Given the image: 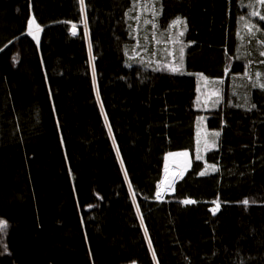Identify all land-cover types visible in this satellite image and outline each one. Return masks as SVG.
Returning a JSON list of instances; mask_svg holds the SVG:
<instances>
[{"label":"trees","instance_id":"1","mask_svg":"<svg viewBox=\"0 0 264 264\" xmlns=\"http://www.w3.org/2000/svg\"><path fill=\"white\" fill-rule=\"evenodd\" d=\"M256 2L86 0L91 54L84 31L75 52L58 33L84 21L79 0H0V264H264V20L246 29ZM177 18L186 53L174 72ZM32 20L38 40L19 35ZM200 83L217 89L209 111L196 107ZM201 112L223 131L207 163L194 153ZM181 150L192 157L176 193L148 200L165 154Z\"/></svg>","mask_w":264,"mask_h":264},{"label":"bare ground","instance_id":"2","mask_svg":"<svg viewBox=\"0 0 264 264\" xmlns=\"http://www.w3.org/2000/svg\"><path fill=\"white\" fill-rule=\"evenodd\" d=\"M80 2V0H79ZM80 9H81V15H82V18L85 20V23H78V22H66V24H64L62 27L59 28V34H61V44L62 45H66L68 44L70 46L69 48V51L70 52H75L77 47L79 46V43H80V37H79V34H78V30H82L84 31L86 37H87V44H88V49L90 51V46H91V50H93V44H92V41H91V37H90V28H89V23H88V6L86 4V0H84V5L82 6L80 4ZM34 21L32 24H36L35 20H32ZM32 24L30 25L29 29L19 35L23 36L25 34H29V35H32L34 36L37 40L39 38L38 35L35 34V32L32 30L33 28L32 27ZM86 24V25H85ZM251 22H249L247 24L246 27L248 26H251ZM37 25V24H36ZM73 25H75V29H73ZM89 28V29H88ZM89 30V33L87 35V33L85 32V30ZM248 30H251V27H248ZM73 32H75V34H73ZM187 33V23H186V28H185V32L181 38L182 42L184 40V37ZM19 38V37H18ZM88 38H89V41L88 42ZM14 39H17V37H15ZM170 40H172V37H170ZM91 43V45H90ZM184 43V42H183ZM61 45V46H62ZM3 49L0 50V52L2 51ZM92 52V51H91ZM92 60H94L93 58H91ZM95 61H92L91 62V70H92V73H93V76L95 77L96 79V82H95V90H96V93H97V97H98V94L100 92V89H98V79H97V75H96V68H95ZM168 66V65H167ZM208 88L205 87L204 85H202L201 83L199 84V86L197 87V90L195 92V95H196V100H200L203 108H206L205 106L210 103V101L208 100H204V97L206 96L205 94H207L208 92ZM211 96H209V99H210ZM98 99V98H97ZM99 102L101 104V106L103 107V111H102V116H103V119L105 121V117H107V123L105 122V124H107L109 127H107L108 129L111 128V124L109 122V117L106 113V109L103 105V101H102V98H101V93L99 95ZM214 103V99L212 100L211 104ZM205 114V112H201V113H197L196 114V117H195V121H194V125H193V131H194V134H195V138H196V146H195V151L194 153H197L198 151V159L200 160H203L205 161V163H207V159H205V155L204 157H201V152L198 150V147H201V148H205L206 145L208 146H211L208 148V150L210 149H215L217 146V144H215L214 142H212V140L210 138L212 137H218V141L220 139V137L222 136L223 134V131L222 129H217V128H211L208 123V131H210L209 133V137L207 135L206 137V140L205 142L203 143V145H201V143L199 142L200 141V136L202 134V132L200 133V131H202V127H201V119L202 117ZM207 118V117H206ZM219 132L220 135L219 136H216L215 133ZM111 133H112V142H113V145H114V135H113V132L111 130ZM204 133V132H203ZM205 134V133H204ZM199 140V141H198ZM214 143V144H213ZM207 150V151H208ZM206 151V152H207ZM173 152H168L167 154H165L164 156V159H165V163L167 165V170H166V173L164 175V178L162 179V182H161V186L160 188L158 189V191L156 192V194L153 196L152 199H148V200H153V201H163L166 199V197L168 195H174L176 193V184L177 182L179 181V179H182L181 177H184V175L187 174L188 170L185 168V166H183L181 164V162H179V160H176V159H169L168 158V155L171 154ZM130 192H131V195L132 197L134 198L133 199V203L135 204V212L139 218V221H140V225H141V228L145 234V236L147 237V239H149V231H148V226H147V223L145 221V218H144V215H143V212L139 206V203L137 202L136 198H135V195H136V192L133 191V188L130 186ZM160 193V196L159 198H157V193ZM146 199V198H145ZM186 200H194L193 198H190V199H186ZM218 204L214 205V206H210V209L211 210H214L216 209V206ZM149 246H150V243H149ZM151 251V250H150ZM151 254L153 256V259H154V252L153 250L151 251ZM155 261H157V256L155 254ZM138 263V262H137Z\"/></svg>","mask_w":264,"mask_h":264},{"label":"rangeland","instance_id":"3","mask_svg":"<svg viewBox=\"0 0 264 264\" xmlns=\"http://www.w3.org/2000/svg\"><path fill=\"white\" fill-rule=\"evenodd\" d=\"M253 7H254V9H251V17L250 18L254 22L251 24V26H248V27H251V30H254L255 31V29H257L259 26H261L260 25V21H262V19H260V16H263L262 9L264 8V3H260V0H257V2L254 3ZM150 10H151V6H149V5L141 6V8H140V14L143 15V17L145 16L144 17V18H146L145 20H148L149 19V17H147V16H149L147 14V12H149ZM254 12L255 13H258L259 15H253ZM179 19L182 21V23H180L178 25L171 24V28H170L171 29V37H172V40H169V49H170V53L171 54H169L170 61H168L167 64L168 65H171L173 68L176 67L177 65L183 64V61H184V58H185V53H186V45L181 40V38L183 36V35H181V33L184 34V32H185L186 22L182 18H179ZM83 23H85V20L83 21ZM248 27H246L247 30H248ZM31 28H33L32 30L35 32L36 35H39L40 34L41 28H38L35 23L32 24V27ZM88 29L85 30V32L87 33V35L89 33V30ZM79 32H80V30H78V34H79ZM88 42H90L89 41V38H88ZM90 45H91V43H90ZM181 48H183V50H184L183 51V57H182V59H181V52H180V49ZM91 54H92V52H91ZM171 55H172V57H171ZM92 61H94V60H92ZM245 74H247L246 71H245ZM257 80H260V77L259 78L257 77ZM95 82H96V79H95ZM206 82H208V81H206ZM259 84H263V82H260L259 81ZM207 88H208L209 91L207 92V94H205L206 96L204 97V100L203 101L208 100V101L211 102L212 99H213V96H216L215 94H217V89L216 88H213V87H210V88L207 87ZM209 96H211L210 99H209ZM195 102H196L197 109L200 110V111H202L203 108H200V107H203V106H202L200 100L197 99V100H195ZM209 109L210 108H206V110H208V111H209ZM201 117H202V119H201V124H202L201 127L203 129H202V131H200V133L202 132V134L200 136V141L199 140L198 141L201 143V145H203V143L206 140L207 135L209 137L210 131H208L209 130L208 129V125H207L208 119L206 118L207 117L206 113L203 116H201ZM210 139L215 144H218V137H212ZM216 146H218V145H216ZM114 147H115V145H114ZM209 147H211V146L206 145L205 148L198 147V150L202 153L201 154V157H204V155H205V153H206V151L208 150ZM184 152H187L188 155L187 156L177 155L178 153H184ZM195 154H196V157L198 158L199 157L198 156L199 155L198 154V151ZM191 157H192L191 156V152L189 150H181V151L173 152V153H171V154L168 155V158L169 159L179 160V162H181V164L183 166H185V168L187 170H188V166H189V164L191 162ZM185 176L186 175H184V177ZM212 211H215V209L212 210ZM128 264H138V263L137 262H131V263H128Z\"/></svg>","mask_w":264,"mask_h":264},{"label":"snow or ice","instance_id":"4","mask_svg":"<svg viewBox=\"0 0 264 264\" xmlns=\"http://www.w3.org/2000/svg\"><path fill=\"white\" fill-rule=\"evenodd\" d=\"M260 3H264V0H260ZM80 4L83 6V5H84V0H80ZM154 14H155V13H154ZM253 15H259V14L254 12ZM260 19L264 20V16H260ZM33 22H34V21H29V25H31ZM145 23H151V21H145ZM180 23H182V21H181L179 18H177L176 20H174V21L172 22L173 25H178V24H180ZM73 29H75V25H73ZM73 34H75V32H73ZM181 35H183V33H181ZM90 51H91V46H90ZM183 51H184L183 48H181V49H180V52H181V59H182V57H183ZM260 55H261V56H264V51L260 52ZM14 59H15V58H14ZM261 63H264V61H261ZM181 67H182V64L177 65L176 67L172 68L171 71L178 72V71L181 70ZM201 75H202V74H201ZM256 76L259 78V77L261 76V73H260V72H257V73H256ZM94 79H95V77H94ZM257 83L259 84V80H257ZM259 86H260L261 88H264V84H259ZM97 98L99 99V95H98ZM253 107H255V105H253ZM101 111H103V107H102V106H101ZM105 122L107 123V117H105ZM109 131L111 132V128H109ZM215 135H216V136H219L220 133L217 132V133H215ZM177 155L187 156L188 153H187V152H184V153H178ZM213 167H215V166H213ZM204 174H205L204 172H201V173H200V175H204ZM159 196H160V193L158 192V193H157V198H159ZM194 202H195V201H191V200H185V201H183V203H185V204L194 203ZM242 203H243L244 205H247V204L249 203V201H248L247 199H245L244 201H242ZM218 207H219V205H217V208H218ZM7 227H8L7 222H6L5 220H3V219H0V233L5 232V231L7 230ZM5 250H6V246H5ZM154 259H155V254H154Z\"/></svg>","mask_w":264,"mask_h":264},{"label":"water","instance_id":"5","mask_svg":"<svg viewBox=\"0 0 264 264\" xmlns=\"http://www.w3.org/2000/svg\"><path fill=\"white\" fill-rule=\"evenodd\" d=\"M98 89H99V86H98ZM97 90V89H96ZM98 93V92H97ZM98 95H100V92H99V94ZM111 130H112V128H111ZM111 133V132H110ZM111 135H112V133H111ZM114 145H115V149L117 150V151H119L118 150V144H117V142H116V140H114ZM119 153V152H118ZM122 165H123V162H122Z\"/></svg>","mask_w":264,"mask_h":264}]
</instances>
